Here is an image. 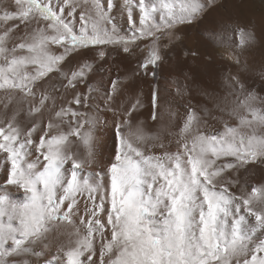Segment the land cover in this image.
Returning <instances> with one entry per match:
<instances>
[{
  "label": "snow or ice",
  "instance_id": "6c2138e0",
  "mask_svg": "<svg viewBox=\"0 0 264 264\" xmlns=\"http://www.w3.org/2000/svg\"><path fill=\"white\" fill-rule=\"evenodd\" d=\"M122 2L126 33L113 19L119 0H13L0 9V264H264V183L246 190L240 172L264 165V96L230 75L222 130H202L208 110L189 106L173 151L134 117L145 106L142 92L125 103L119 77L106 87L89 79L113 52L135 58L133 77L155 79L171 43L162 49V38L214 0ZM239 35L241 46L251 42L243 27ZM159 97L157 87L154 121ZM108 113L112 156L101 164L97 133ZM97 168L103 184L86 178Z\"/></svg>",
  "mask_w": 264,
  "mask_h": 264
},
{
  "label": "bare ground",
  "instance_id": "6f19581e",
  "mask_svg": "<svg viewBox=\"0 0 264 264\" xmlns=\"http://www.w3.org/2000/svg\"><path fill=\"white\" fill-rule=\"evenodd\" d=\"M216 1H218V0H214V2H216ZM119 2L121 3V10H119V11L113 10V19L116 21L118 27L126 29V26L128 24L126 23V16H125V11L123 9V2H122V0H119ZM149 2L155 6H159L161 4L162 0H149ZM168 2L179 5L181 0H168ZM12 3H13L12 0H0V9H3L5 7H11ZM228 3H229V6L226 7L227 8L226 11H222L221 8H217L215 10V12L212 11L207 16V20H212L213 23L220 25V27H222L221 26L223 24L222 22H224L225 20H226L225 22H228V16L230 17V15H231L233 17L229 20L228 23L224 22L223 26L226 25L225 26L226 29H224V27H223V29H220L219 31H221V32H219L215 38H213V37L210 38L209 36H207V37L198 36V35L192 33V32H194L192 30L193 28H190L191 30L187 29V28L181 29V33L183 34V37L185 38L186 41H188V37H190L192 39L191 40L192 43H195V41H197V44L195 43V44H193V46H191L192 47L191 50H196V51H199L201 53H208V52L212 53L213 59L211 61H205V59L203 57L199 58L200 61H198V62H201V63L199 65L198 71L200 73L204 74L206 72V69H208L210 71L211 75L217 81H221V82L222 81L224 82L225 76L226 77H229V76H227L225 74V72L220 73L216 70V61L217 60L219 61L220 56H224V55H226V53L229 55H230V53H232L230 50H227L226 48L223 49V47H227L232 43L240 42L239 28L243 27L245 29L246 33L251 34L252 38H251V42L247 45L241 46V45H239V43H237V49H233V53L237 54L239 56L240 60H245V58L257 60V59L264 57V0H228ZM242 13H243V15H242ZM242 17H244V19ZM71 22L76 27H78L77 29H79V22L75 18H73ZM9 23H12V22L10 21ZM126 32H128V31H126ZM209 39L214 40L216 43H214L213 45L210 46L208 44ZM221 39H223V41H224V45L222 47L220 46ZM234 47H236V46H234ZM99 62L100 61H98L96 63L95 69L90 74L89 79L93 82L94 87H98L101 85L106 87V86H108L110 81L115 80L117 77L115 78V76H112V79H110L111 76L107 77L105 75V71H107L106 65H108L109 63L104 64L103 62L102 63H99ZM172 65L176 66L174 64H172ZM243 65L244 64L240 63L239 65H236L235 67L233 66L234 69L236 70L235 72H237V74L240 73L239 70L244 68ZM227 66H229V65H227ZM72 67H76V64L74 63L72 65ZM167 69H169V67ZM167 69H166V71H167ZM170 70H171V68H170ZM245 70H246V68H245ZM237 74H231V75H237ZM187 75H188V73H187ZM174 77L172 75H168L166 77L167 82L165 81V83L167 85V90L165 91V98H164L165 100L163 101V104H161L162 106L159 109V116L155 122L151 121L152 120L151 119L152 108L149 110L148 109H143V110L141 109L140 113H138V114L134 113V117H137L138 121H143V128L147 134L158 135L161 138V140H163L166 144H169L171 150H173V151H175V143L171 141V137L174 136V134H175L176 126L178 124L183 123L184 118L186 116V113L189 110V106L195 107L197 109H207L208 110L207 115H205L203 112H201V115L203 116L204 121H205L204 125L202 126V130H206L207 132L222 130L223 123L227 119L226 115H224L221 118V113L219 112V107L226 105V103H224V102L221 104V103H217L216 101H214V102L212 101V103H209L210 102L209 101L208 105L203 104L202 106L201 105H192L189 103L177 102V95L175 94L176 90L174 91L175 87H177L176 86L177 80ZM240 77H241V75H240ZM136 78H137L136 79V87H135L136 88V91H135L136 94L133 95V92L130 90L129 84H125V93H124V97L122 98L125 103H127L128 100L132 99L137 94H139L143 85L148 86L145 79L142 78L144 80L143 81L139 77H136ZM122 79H124V78H122ZM213 81H214V79H213ZM53 83H56V81L54 79L49 81L47 84H45V87H47L48 85L51 86V84H53ZM165 83H163V84H165ZM182 84H181V86H182ZM190 85H188V87ZM132 88L134 89V87H132ZM182 88L184 89L183 86H182ZM195 89H196V87H195ZM81 90H83V89H81ZM179 90H181V89H179ZM197 92L193 91V95H196ZM0 98H3L2 91H0ZM199 101H201V100H199ZM202 103H203V101H202ZM81 111H86V110L81 109ZM178 113H179V116H177ZM214 116L217 118L213 119ZM177 117H178V122L175 121V118H177ZM104 118H106L108 121L107 128L104 129L102 135L100 133H97V135L99 136V141H100V145H101V151L99 152L97 158L101 162V164L106 163L107 160L109 158H111V156H112V134H111L112 114L108 113L106 115V117H104ZM228 122L232 123V121H228ZM134 123H136V121H134ZM85 128H87V125H85ZM70 141L72 142L71 147L74 151L83 152V146L79 143V141L76 138L70 137ZM3 167H4V154L2 152H0V182H2ZM240 172H241V174H243V179H244L243 183L245 181L247 182V183H244V187L246 190L250 186L258 185L260 183H264V165L259 164L258 166H252L247 171H245V173H243L242 170H240ZM246 176H248V177H246ZM98 177H102V174L99 172L98 168L95 172L90 171L86 174V178H89L92 183L103 184L105 182L104 179L103 178L98 179ZM241 183H242V181H241ZM8 194H9L11 199H13L17 202H20L23 200L22 194H20L19 192L15 191V190H10L8 192ZM101 194H103V193H101ZM49 256L51 259H58V257L52 256L51 252L49 253Z\"/></svg>",
  "mask_w": 264,
  "mask_h": 264
},
{
  "label": "rangeland",
  "instance_id": "374dc122",
  "mask_svg": "<svg viewBox=\"0 0 264 264\" xmlns=\"http://www.w3.org/2000/svg\"><path fill=\"white\" fill-rule=\"evenodd\" d=\"M227 6H229L228 0H218V1L214 2L212 7L208 8L200 16V18L197 19L195 22H193L190 25L177 26L176 29L171 31L170 37L166 36V37L162 38V49H163V44L168 43L169 39L171 40V43L169 44L168 48L166 50H164V52H163L165 59H164V62L161 64V66L158 67L156 70L157 71L156 78L153 79L151 77H143V76L139 77L141 79L142 78L145 79L146 83L148 84V86L143 85L144 88L142 87L141 88L142 91L140 90V93L141 92L143 93L141 98H142L144 105H145L143 109L149 110L152 108V104H151V100H150L151 93L157 87L160 89V97H159L158 105L155 109L157 119L159 116V109L162 106L161 104H163V101L165 100L164 99L165 98V91L167 90V85H166L165 81H166V77L168 75H172L173 77L175 76L174 78H176V80H177V84H176L177 87H175V89H174V91L176 90L175 94L177 95V102L189 103L192 105H201V106L203 104L208 105L209 103H212V101L213 102L216 101L217 103H221V104L223 102L226 104L231 103L232 97L228 94L227 89L225 87V85L227 84V77L225 76L224 82L223 81L221 82V81H217L211 75V73L208 69H206V72L204 74L200 73L198 71L199 65L201 63L198 61H200V60L199 59H193V58L191 59V57H186L184 55L185 52L191 50V48H192L191 46H193V44H195V43L197 44V41H195V43H192V41H191L192 39L190 37H188V41H186L185 38L183 37V34L181 33L182 28H185V29L186 28L187 29L193 28L192 30L194 32H192V33H194L198 36H203V37L209 36L210 38L211 37L215 38L216 35L219 32H221V31H219L220 29H223V27H224V29H226V27H225L226 25L223 26L224 22L226 20L224 22H222L223 24L221 23L222 27H220V25L213 23L212 20H207V16L210 12H212V11L215 12V10L217 8H221L222 11H226ZM242 15H243V13H242ZM231 18H233L231 15H230V17L228 16V22ZM242 18L244 19V17H242ZM228 22H225V23H228ZM74 27L76 29L78 28L75 25H74ZM120 29L126 33V31L129 30V26L127 25L126 29L125 28H120ZM213 30H215V32H213ZM237 43H239V45H240V42H237ZM237 43H232L227 47H223V49L226 48L227 50H230L232 53H230V55L226 53V55L219 57V61L218 60L216 61V70L218 72H220V73L225 72V74L227 76H230L231 74H237V72H235L236 70L234 69V67L237 64L234 62V59H233V57L237 55V54L233 53V49H237ZM234 46H236V47H234ZM69 59H71V57H69ZM102 62L103 61H100L99 63H102ZM170 62L171 63L173 62L172 64H174L176 66H173ZM103 63L105 64V62H103ZM240 63L244 64L243 65L244 68L239 70L240 73H238L239 76L241 75L240 78L242 80H244L246 82V84L253 86L254 89L261 96H264V92H261V88L264 87V57L257 59V60L245 58V60H240ZM106 64H108V65H106L107 71H105V75L107 77L111 76L110 79H112V76H115V78L119 77L120 80L122 78H124L125 80L122 79L121 81H124L125 84H129L130 90L133 92V95L136 94L135 93V91H136L135 87H136V79L137 78L132 76V70L135 68V58H132L131 60L125 59V58L119 56L117 53L113 52V58L108 60V62ZM227 65H229V66H227ZM168 67H169V69H167ZM170 68H171V70H170ZM245 68H246V70H245ZM166 69H167V71H166ZM187 73H188V75H187ZM185 74L188 76L187 79H185V77H184ZM213 79H214V81H213ZM163 83H165V84H163ZM181 84L184 87V89L186 88L185 90L182 88ZM188 85H190V86L188 87ZM47 87L50 88V85H48ZM132 87H134V89ZM195 87H196V89H195ZM178 89H181V90H179L180 92L178 91ZM193 91H196V92L198 91V92L196 93V95H193ZM199 100H201V101H199ZM202 101H203V103H202ZM152 111H153V108H152ZM177 116H179V113ZM151 121L155 122L154 120H151ZM175 121L178 122V117L175 118ZM258 165L259 164L251 165L247 169H241V170L243 173H245V171H247L250 167L258 166ZM246 177H248V176H246ZM243 181H244V179L242 180V183H243Z\"/></svg>",
  "mask_w": 264,
  "mask_h": 264
}]
</instances>
